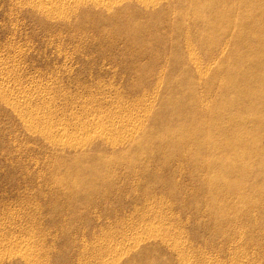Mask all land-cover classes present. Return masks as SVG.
<instances>
[{
	"label": "rangeland",
	"instance_id": "rangeland-1",
	"mask_svg": "<svg viewBox=\"0 0 264 264\" xmlns=\"http://www.w3.org/2000/svg\"><path fill=\"white\" fill-rule=\"evenodd\" d=\"M59 1L49 0L50 6L46 0H0V264H179L180 256L209 252L210 197L216 195L217 210L235 205L234 196L216 194L224 180L211 176L221 162L241 175L244 146L229 130L215 171L189 135L179 139L178 121L190 120L196 94L197 105L227 101L225 90L210 92L207 84L217 68L233 79L224 67L237 43L233 31L252 27L253 18L233 24L206 56L200 45L205 26L185 0H154L153 13L113 0L111 9ZM227 1L216 5L222 10ZM254 1L243 3L258 6ZM257 14L264 17L262 4ZM183 23L185 33L172 37L173 26ZM186 38L208 67L201 79L190 78L191 64L177 65ZM251 41L254 53L263 51L260 36ZM249 80L259 82L250 75ZM172 106L183 111L182 118ZM262 112L264 117V107ZM242 123L237 133H246L250 155L264 159V120L247 115ZM251 214V220H241L243 213L234 220L241 232L235 250L245 264H264V234L254 222L259 210ZM136 236L141 240L135 243ZM28 257L40 259L30 258L32 263ZM192 262L201 264V258Z\"/></svg>",
	"mask_w": 264,
	"mask_h": 264
},
{
	"label": "bare ground",
	"instance_id": "bare-ground-1",
	"mask_svg": "<svg viewBox=\"0 0 264 264\" xmlns=\"http://www.w3.org/2000/svg\"><path fill=\"white\" fill-rule=\"evenodd\" d=\"M36 1H38V0H36ZM48 1L49 0H46L47 4L49 3ZM73 1L74 0H70L67 2H68V4L73 5L76 2L73 4L69 3V2H73ZM113 1H116L117 4H118V2L128 4L129 7L130 6L135 7L137 10L143 11L145 13L146 12L153 13L154 12L153 9H155L154 8L155 7L154 0H113ZM166 1L170 2V3L173 2V0H166ZM243 1H245V0H228L227 5L224 4L222 7V10H221L216 5V0H185L186 5L188 7H190V9L191 8L194 9L196 21H201L205 26L204 31L206 32V35L201 38L200 45L206 51V56H210L212 54L214 47H217V49H218V47L220 46L219 42L224 38L223 36H224L225 31L228 29H232L233 24L235 25V24L240 23V22L242 23V21L244 19L253 18L252 23H251L252 27H249L251 30H249V28L246 27L247 28V29L245 28L246 30L245 29L239 30V31H237V33L235 31H233L235 33L237 43H235V45L232 46L231 53L224 60L225 61L224 67L228 68L227 71H229V73L233 79L228 80V78L223 76V74L217 68L213 77L210 79L209 83L207 84V89H209L210 92H215L214 91L215 89H218V90L222 89L223 91L225 90V93L228 94L227 95V97H228L227 101L226 102H224L223 100L219 101V99L212 101L211 99H209L205 102H200V105H197V102L200 99V97L198 94H196V98H194L192 100V105L188 109V111H189L188 113L190 114V117H191L190 120L189 119H187V120L179 119V118H182L183 111L181 109H178L176 106L170 107V108H173L174 112H172V113L175 116H177V118L179 119L178 122H180V125L178 126V131H177L179 139L183 140L187 135H189L193 141V143L191 145L193 147V149H195L197 151L196 152L197 154H199V152L205 153L206 157L211 160V163H209V165L214 164L213 166H211V168H215V171H216V166H215L216 163L214 161H216L217 157H218V159H222V157L217 156V153L220 149H222L225 146V144L222 142V139H223L224 135L226 133H228L229 130L232 132H236L234 134V137H233L235 139V142L237 144L239 143V145L243 144V146H244L243 147L244 157H242L243 159L238 160V165H239L238 171L239 170L241 171V173H240L241 175H236L234 172L235 171L234 169L226 168L225 163L221 162L220 166L217 163L219 171L216 173L214 172L213 173L214 176H211V177H214V179L217 178L219 180H224V186H223L222 191L217 189V188L215 190V187H213V191L215 190L216 194L221 193L223 196H225L226 198H229V199L231 196L232 197L234 196L235 197V205L234 206H232V205L223 206L222 205L221 208H219L217 210V209H215L216 195H214L213 197H210L212 201L208 207H209V211L212 213V215L209 218V221H210V225H209L210 234L209 235L211 237V242L207 244V246L211 245V247H208L210 249V251L206 252V251L196 250L197 255H193L194 257H200L201 258V264H245V262L242 260V257L239 254V251L235 250L237 247H239V241H237L238 238H236V237L239 236V234L241 232H237L238 226L235 224L234 220L239 221L241 219L239 217L242 213L245 215L243 216L244 218H242L241 220L250 219V218H252V214H251L252 209H258L259 210V218H258V220L254 221V222H255V224L258 223V225H260V230H261L260 233L264 234V230H263L264 227L261 228V226L264 225V159L259 158L258 156L254 155V154L250 155V152L252 151L253 146L252 145L246 146V144L244 143L246 133L243 131L237 133V131H238L237 129L239 128L240 124L242 123L243 118L246 117L247 115L249 117H251L255 122L256 121L258 122L259 119L264 120L263 112H262V109L264 107V17L257 14V11L259 9V5L262 4L264 6V0H255L254 2H256L258 4V6H256V4H250L247 2L243 3ZM51 2H52V0H51ZM78 3L79 4L80 3H91L92 6L94 5L98 8H99V6L100 7L104 6L107 9H111L112 6L114 5L113 3L110 2V0H109V2H108V0H100V1L99 0H78ZM78 3H77V5H78ZM133 4H136V5H133ZM48 5H50V4H48ZM57 5H58V3H57ZM40 7L41 6H39L38 8H40ZM43 7H47L46 4L43 5ZM47 8H49V7H47ZM78 8H79V6H78ZM44 9H46V8H44ZM44 9H43V11H44ZM37 10H39V9H37ZM41 13H43V12H41ZM44 13H46V12L44 11ZM208 14L213 17V22H210V21L207 22L206 21ZM46 15H44V16H46ZM53 15H54V12H53ZM241 28L243 29V27H241ZM186 30L187 29L185 27V23H183V25L179 29H176V27L173 26V30H171V32H172L171 36L174 37V35L175 34L177 35V33L179 35H182L185 33ZM258 36H260L262 38L263 51H260L256 54L251 49V45L253 42L251 40L254 39L255 37L257 38ZM213 41H216L217 44H212ZM184 49L186 50V52H184L183 50L180 49L176 53L177 60H178L177 65H180V63L191 64V71L189 72L190 78L192 77V74L193 75L195 74V77H199L201 79L203 77V74H205V72H206L205 71L206 69H204L205 67H207L206 64H205V66H203L204 63L202 61H200L198 59V57L196 58L195 53L193 51V43H190L189 39H187V38L185 40ZM253 60L259 61V63H257L259 66L258 68H256L254 65H250ZM203 69H204V71H203ZM207 69H208V67H207ZM249 75L252 77H255V78H259V82L258 83H251L249 80ZM192 88H194L193 85H192ZM235 88H237V90H235ZM157 92H158V90H157ZM247 99H250V102L247 101ZM145 100H146V98H145ZM8 102H10V101H8ZM245 102H247V103H245ZM11 103L12 102H10V104ZM248 104L251 105V108H248ZM147 108H148V106H147ZM229 111H231L232 113L229 114ZM130 112H132V111H130ZM241 114H245V115H241ZM136 126H138V125H136ZM136 126L133 127V129H135ZM78 129H79V127H78ZM79 130H81V129H79ZM131 132L129 133L130 135H131ZM96 133H98V135H99V133L103 134V132L99 131V130ZM101 134H100V136H101ZM59 135H60V132H59ZM126 135H128V134H126ZM90 136H88V138ZM100 136H98V137H100ZM123 137L125 138V135ZM59 138H60V136H59ZM105 138H107V137H105ZM57 140H58V137H57ZM107 140L108 139H106V142H107ZM253 140L255 141L254 138H253ZM61 142H63V141H61ZM83 142H85V140ZM88 144H90V143H88ZM178 147H180V146H178ZM255 158L258 159V160H255V161H257L256 163L254 162ZM206 162H208V160ZM256 166H258V169L255 168ZM210 180H212V178H210ZM146 204H148V203H146ZM150 212H151V210H150ZM154 212H156V211H154ZM161 218H163V217H161ZM158 223H159V221H158ZM259 223H261V224H259ZM147 225H149V224L147 223ZM156 225H158V224L156 223ZM234 225L236 226V228L234 227ZM250 225H251V223H250ZM150 226H151V223H150ZM131 227H135V226H131ZM140 228H142V227H140ZM148 228H149V226H148ZM150 229H151V227H150ZM168 229L170 230V228H168ZM137 230H136V234H137ZM125 231H126V229H125ZM162 231L165 232L164 230H162ZM246 231H247V234L255 233L252 230H250V231L246 230ZM131 232H133V230ZM156 232H151V233H155V235H156ZM147 233H148V231H147ZM151 233H150V235H152ZM158 233H160V232H158ZM243 233H245V231H243ZM108 234H109V232H108ZM124 234H125V232H124ZM139 234L141 235V233H139ZM155 235L153 236V239L156 238ZM163 235H165V234H163ZM139 236H136V237H138L137 240H136V238H134L136 241L132 238L133 241H135V243L137 241H139V239H140ZM143 236L145 237V234ZM146 237H147V234H146ZM168 237H170V236H168ZM247 239H246V241H247ZM143 240L145 241V239H143ZM219 240L222 241V242H220V244L222 246L221 248H219V247L217 248L215 245V242H219ZM165 241H167V240H165ZM254 241H255V239H254ZM18 242L19 241H17L16 244H20V242L19 243ZM127 242H128V240H127ZM98 243H99V241H98ZM123 244H125V243H123ZM128 244H130V243H128ZM131 244H132V242H131ZM14 245H15V243H14ZM22 249H24V248H22ZM105 249H107V248H105ZM7 250H8V248H7ZM110 251H108V252H110ZM115 251H118V250H115ZM104 252L102 251L101 253H104ZM9 253H10V249H9ZM23 253H25V252H23ZM28 253H29V251H28ZM105 253H104V255H105ZM10 255H12V254H10ZM10 255L7 257H10ZM121 255L123 256L124 254H121ZM263 255H264V253H263ZM25 256L26 255H24L23 257H25ZM113 256H116V255H113ZM117 256H116V259L121 258L120 256L119 257H117ZM193 256L191 255V256H188L186 258L180 256L179 264H195L192 262ZM256 256H253V257L255 258ZM30 258H35V257H30ZM30 258L28 257V260ZM38 259H40V258L38 257ZM38 259L35 258V261ZM1 260H2V257H0V261ZM31 260L33 263L34 259H30V261ZM28 262H27V264H28ZM93 263H95V262L93 261ZM111 263H112V261H111ZM81 264H83V263H81ZM101 264H108V262H102ZM249 264H251V262ZM253 264H255V262Z\"/></svg>",
	"mask_w": 264,
	"mask_h": 264
}]
</instances>
